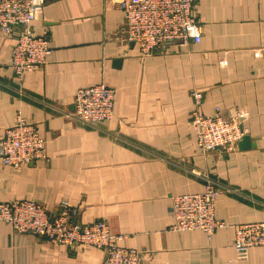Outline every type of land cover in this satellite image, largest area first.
Returning <instances> with one entry per match:
<instances>
[{"label": "crops", "instance_id": "crops-1", "mask_svg": "<svg viewBox=\"0 0 264 264\" xmlns=\"http://www.w3.org/2000/svg\"><path fill=\"white\" fill-rule=\"evenodd\" d=\"M199 43L174 42L142 56L115 0H44L31 25L52 54L21 77L15 36L0 31V140L18 116L37 125L46 158L21 168L0 159V201L35 200L49 212L77 208V222L104 221L145 264H264V246L240 258L233 226L264 221V0H198ZM116 90L114 115L76 117L79 89ZM207 115L243 114L232 150L201 152L190 119L193 93ZM219 190L212 237L176 233L172 198ZM0 264H107L93 246L69 248L0 222Z\"/></svg>", "mask_w": 264, "mask_h": 264}, {"label": "built area", "instance_id": "built-area-1", "mask_svg": "<svg viewBox=\"0 0 264 264\" xmlns=\"http://www.w3.org/2000/svg\"><path fill=\"white\" fill-rule=\"evenodd\" d=\"M125 15V34L136 43L142 56L174 42L199 43L202 27L195 14L198 0H115ZM44 0H0V31L15 36L11 68L18 77L39 70L53 50L48 38L38 36L31 25L42 11ZM194 108L190 124L198 149L203 153L232 150L244 138L243 114L226 118L220 108L207 115L203 95L193 93ZM116 90L105 85L79 89L75 97L76 117L97 125L114 115ZM46 158V140L37 125L18 116L4 131L0 140V159L5 166L21 168ZM219 190L211 181L199 193L175 195L172 198L176 233L201 231L212 237L228 224L216 214ZM77 208L62 204L49 212L35 200L0 201V222L9 224L20 234L45 238L51 244L69 248L93 246L105 252L107 264H145V255L135 248L120 244L104 221L80 224ZM234 248L240 258L250 249L264 246V221L236 224Z\"/></svg>", "mask_w": 264, "mask_h": 264}, {"label": "water", "instance_id": "water-1", "mask_svg": "<svg viewBox=\"0 0 264 264\" xmlns=\"http://www.w3.org/2000/svg\"><path fill=\"white\" fill-rule=\"evenodd\" d=\"M243 140H246V141H247V140H248V138H246V137H245Z\"/></svg>", "mask_w": 264, "mask_h": 264}]
</instances>
